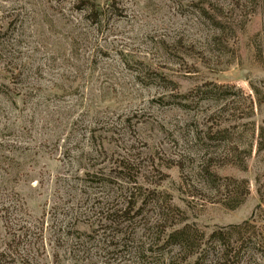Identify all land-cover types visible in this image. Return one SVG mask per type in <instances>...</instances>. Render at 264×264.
<instances>
[{"label":"rangeland","instance_id":"374dc122","mask_svg":"<svg viewBox=\"0 0 264 264\" xmlns=\"http://www.w3.org/2000/svg\"><path fill=\"white\" fill-rule=\"evenodd\" d=\"M0 264H264V0H0Z\"/></svg>","mask_w":264,"mask_h":264}]
</instances>
